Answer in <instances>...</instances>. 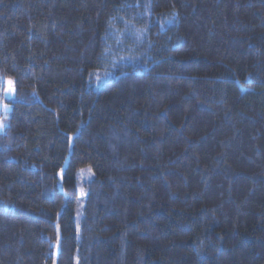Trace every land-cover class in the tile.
I'll use <instances>...</instances> for the list:
<instances>
[{"label":"trees","instance_id":"16d2710c","mask_svg":"<svg viewBox=\"0 0 264 264\" xmlns=\"http://www.w3.org/2000/svg\"><path fill=\"white\" fill-rule=\"evenodd\" d=\"M0 264H264V0H0Z\"/></svg>","mask_w":264,"mask_h":264},{"label":"rangeland","instance_id":"374dc122","mask_svg":"<svg viewBox=\"0 0 264 264\" xmlns=\"http://www.w3.org/2000/svg\"><path fill=\"white\" fill-rule=\"evenodd\" d=\"M5 94L6 97L11 98L12 97V87H11V83L9 80H7L5 83ZM88 177L87 172L83 171L82 174L78 177L80 183L84 182V180ZM77 195H78V204L77 207H81L82 206V201L84 199L85 193L82 187H78L77 188Z\"/></svg>","mask_w":264,"mask_h":264}]
</instances>
